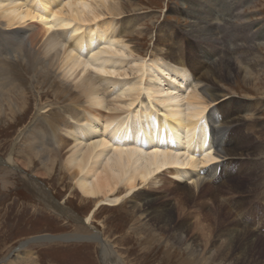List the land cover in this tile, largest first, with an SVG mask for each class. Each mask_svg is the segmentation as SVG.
<instances>
[{
    "label": "bare ground",
    "instance_id": "bare-ground-1",
    "mask_svg": "<svg viewBox=\"0 0 264 264\" xmlns=\"http://www.w3.org/2000/svg\"><path fill=\"white\" fill-rule=\"evenodd\" d=\"M122 2L0 0V115L4 107L10 109L12 116L26 111L28 97L21 94V90L19 97L12 96L15 92H11L15 84L21 82L18 71L24 65L33 73L28 88L37 95L32 119L28 121L32 123L33 120V124L27 122L17 132L9 154L4 159L0 157V162L6 165V174L13 173L23 183L29 184L25 185L41 205L74 225L71 232L48 238H86L99 243L103 264H123L116 251H111L110 245L103 240L105 232L93 225L97 212L106 203L116 205L128 202L131 212L139 217L138 234L145 233L147 226L153 225L154 231L156 228L160 234L166 233L184 244L190 252L195 251L194 244L189 242L190 245H185L182 240V235L186 237L191 232L186 217L172 226L173 218L166 217V211L151 206L156 199L150 195L156 190L160 173L164 171L173 175L178 183L176 187L181 182L185 183L187 194L192 196L204 181L217 179L219 163L222 168L232 163L228 157L221 158L220 154L226 130H221L219 111L212 107V102L217 103L224 93L220 94L214 85L219 80L230 79L242 69L246 73L252 71L249 67L245 68L247 64H244L240 53L243 50L252 51L255 40L264 43V26L258 31H250L243 42L225 48L223 52L218 49L214 55L218 57L221 54L220 60L211 69L199 72L198 80L192 77L181 61L176 64L161 62L159 56L153 53L152 59L135 55V61L139 62L131 66V71L135 70L137 74L136 79L133 78L135 80L131 77L133 81L113 80L114 76L125 75V70L130 69L129 65L124 70L128 63L121 58L127 45L123 44V34L110 18L100 16L122 15ZM235 2H229L225 11L209 12L202 25L191 30L214 38L218 33L246 26L244 22L240 26L235 23V19H242L238 8L233 10ZM32 20L39 23L31 24ZM26 22L27 25L21 27ZM40 40H43L41 46ZM59 42L63 45L60 47L62 52ZM136 47L131 49V53H139ZM229 51L237 53L238 58L229 55ZM59 67H64V77L75 73L74 90L70 88L71 83L68 86L67 80L63 81L64 77L62 79L55 71ZM40 85L45 86V91ZM54 90L58 91L60 103L46 98L47 91L52 94ZM83 97L85 100H82ZM60 112L64 114L61 115L62 120L53 122V114L59 116ZM37 122L44 123L43 129L30 136L27 159L14 158L20 155L21 140ZM33 159L39 161L37 169L32 166ZM57 169L67 175L70 187L77 191L75 195L79 194L83 202L92 204V211L84 214L83 218L66 206L65 201H58L43 182ZM5 178L6 175L0 174V183L7 186ZM70 196L74 195L71 193ZM232 231H239L238 226ZM46 237L42 236V239ZM29 253L23 254L27 256Z\"/></svg>",
    "mask_w": 264,
    "mask_h": 264
},
{
    "label": "rangeland",
    "instance_id": "rangeland-1",
    "mask_svg": "<svg viewBox=\"0 0 264 264\" xmlns=\"http://www.w3.org/2000/svg\"><path fill=\"white\" fill-rule=\"evenodd\" d=\"M233 1L236 0H123L122 15L100 16L110 18L115 28L122 32L123 44L127 45L121 53V58L128 63L124 70L128 69L129 65L130 69L125 70V75L114 76L113 80H132L136 72L131 71V66L139 64L135 61L136 56L152 59V53L158 55L161 62L176 64L181 61L192 77L198 80L199 72L211 69L215 62L220 60L221 54L218 57L214 55L218 49L223 52L225 48H231L246 40L250 31H258L264 26V0H237L233 10L238 8L242 19H235V23L240 26V23L244 22L246 26L218 33L214 36L215 40L191 30L192 27L202 25L210 13L225 11L229 2ZM32 21L31 24L39 23L37 20ZM27 23L21 27H25ZM43 40H40V46ZM61 43L59 42V48L63 46ZM254 44L252 51L243 50L240 53L244 64H247L245 68L249 67L252 71L246 73L242 69L230 79L219 80L217 85H214L220 94L224 93L217 103L212 102V107L219 111L221 130H226L220 154L221 158L228 157L232 163L224 168L219 163L220 166L216 170L217 179L204 181L192 196L187 194L185 183L181 182L179 187H176L178 183L173 175L164 171L163 175L160 173V184L158 183L155 192L150 195L156 199L151 206L166 211L165 216L173 218L172 226L179 224L186 217L191 232L186 237L182 235V240L185 245H190L189 242L194 244L195 251L190 252L184 244L168 237L166 233L160 234L156 228L154 231L153 225L147 226L145 233L138 234L139 217L131 212L128 202L116 205L106 203L97 212L93 225L105 232L103 240L110 245L111 251H116L123 264H264V43L255 40ZM135 47L139 49V53H131V49ZM59 50L62 52L61 48ZM229 55L235 58L239 56L230 51ZM247 60H251L249 64ZM63 68L55 69L62 79V74L66 73ZM31 74L33 75L24 65L18 71L21 84H15L16 88L14 86L11 89L12 93L15 92L12 95L14 97L20 96V90L21 94L28 97L26 111L12 116L10 109L4 107L0 115L2 159L9 154L17 132L33 115V103L37 95L28 88ZM74 75L75 73L66 75L63 79L68 81H65L68 86L71 83L70 88L73 90L76 81L73 79ZM39 76L38 79L42 81ZM41 89L45 91L46 88L42 85ZM56 91L51 92L52 94L47 91L46 98L58 102L60 97ZM82 100H85V97ZM61 115L64 116L62 112L60 117L57 113L53 114V122L62 120ZM30 124H33V120ZM43 124L37 122L27 131L25 140H21L23 144L18 151L20 155H15L14 158L23 161L27 159V143L30 142V136L43 129ZM33 161L32 166L35 169L40 167L37 159ZM6 172V165L0 162V174L6 175L7 178V186L0 183V264H103L100 261L99 243L86 238H48L67 234L73 230L74 225L42 204L43 207L26 187L25 184L29 185L28 183H23L17 175ZM66 176L57 169L49 178L43 179V182L54 192L58 201H65L66 206L83 218L84 214L92 211V204L83 202L79 194L75 195L77 191L70 187ZM249 179L252 180L248 181ZM71 193L73 197L70 196ZM237 226L239 231L233 232ZM229 231L232 234H229ZM42 236L46 238L42 239ZM21 244L24 246L20 247ZM26 252L30 253L25 256L23 253Z\"/></svg>",
    "mask_w": 264,
    "mask_h": 264
}]
</instances>
